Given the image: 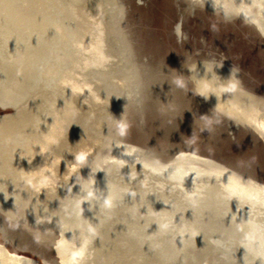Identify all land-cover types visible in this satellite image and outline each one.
Segmentation results:
<instances>
[{"label":"water","instance_id":"water-1","mask_svg":"<svg viewBox=\"0 0 264 264\" xmlns=\"http://www.w3.org/2000/svg\"><path fill=\"white\" fill-rule=\"evenodd\" d=\"M0 264H264V0H0Z\"/></svg>","mask_w":264,"mask_h":264}]
</instances>
